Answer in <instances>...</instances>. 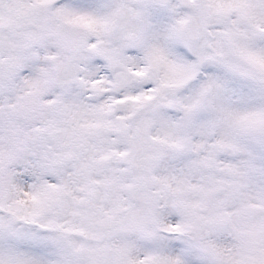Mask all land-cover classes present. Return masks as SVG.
Listing matches in <instances>:
<instances>
[{
    "label": "snow or ice",
    "instance_id": "snow-or-ice-1",
    "mask_svg": "<svg viewBox=\"0 0 264 264\" xmlns=\"http://www.w3.org/2000/svg\"><path fill=\"white\" fill-rule=\"evenodd\" d=\"M0 264H264V0H0Z\"/></svg>",
    "mask_w": 264,
    "mask_h": 264
}]
</instances>
